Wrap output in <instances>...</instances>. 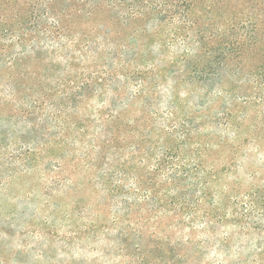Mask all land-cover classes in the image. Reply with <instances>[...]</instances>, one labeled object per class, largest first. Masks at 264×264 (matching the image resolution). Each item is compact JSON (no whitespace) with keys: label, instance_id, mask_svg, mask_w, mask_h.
Wrapping results in <instances>:
<instances>
[{"label":"rangeland","instance_id":"rangeland-1","mask_svg":"<svg viewBox=\"0 0 264 264\" xmlns=\"http://www.w3.org/2000/svg\"><path fill=\"white\" fill-rule=\"evenodd\" d=\"M264 0H0V264H264Z\"/></svg>","mask_w":264,"mask_h":264},{"label":"trees","instance_id":"trees-1","mask_svg":"<svg viewBox=\"0 0 264 264\" xmlns=\"http://www.w3.org/2000/svg\"><path fill=\"white\" fill-rule=\"evenodd\" d=\"M262 75H264V72H262V73L260 74V78H259V80H260L261 78H263Z\"/></svg>","mask_w":264,"mask_h":264}]
</instances>
